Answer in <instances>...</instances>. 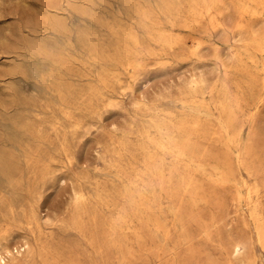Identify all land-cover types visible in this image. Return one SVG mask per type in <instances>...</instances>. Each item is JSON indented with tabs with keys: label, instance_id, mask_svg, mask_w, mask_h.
I'll list each match as a JSON object with an SVG mask.
<instances>
[{
	"label": "rangeland",
	"instance_id": "1",
	"mask_svg": "<svg viewBox=\"0 0 264 264\" xmlns=\"http://www.w3.org/2000/svg\"><path fill=\"white\" fill-rule=\"evenodd\" d=\"M19 173L5 264H264V0H0Z\"/></svg>",
	"mask_w": 264,
	"mask_h": 264
},
{
	"label": "bare ground",
	"instance_id": "2",
	"mask_svg": "<svg viewBox=\"0 0 264 264\" xmlns=\"http://www.w3.org/2000/svg\"><path fill=\"white\" fill-rule=\"evenodd\" d=\"M215 1V0H214ZM177 33V32H176ZM61 99V98H60ZM61 103V102H60ZM201 104V103H200ZM61 108V107H60ZM63 109V108H62ZM64 110V109H63ZM63 112V111H62ZM65 112V110H64ZM63 112V113H64ZM62 113V114H63ZM235 115V114H234ZM228 118V117H227ZM196 121V120H195ZM187 124V123H185ZM195 125V124H194ZM225 126V125H224ZM33 127V126H32ZM40 127V126H39ZM55 126L51 127L54 129ZM197 127V125H196ZM227 128V127H226ZM193 132V131H192ZM190 135V134H189ZM229 137V136H228ZM230 138H234L231 137ZM188 140V139H187ZM233 140V139H232ZM191 141V139H190ZM231 141V140H230ZM238 142V140H237ZM157 145V144H156ZM182 151V150H181ZM185 151V150H184ZM183 151V152H184ZM239 154V153H238ZM237 155V154H236ZM67 156V155H66ZM239 156V155H238ZM14 158V157H13ZM12 158V159H13ZM239 159V158H238ZM240 160V159H239ZM240 162V161H239ZM31 164L30 168L27 171V176L30 179V182H35L36 180H39L42 178L43 174L45 173V170L42 167V164H40L37 161H31L29 162ZM25 164V163H24ZM154 166V165H152ZM41 168V170L39 169ZM39 169V170H38ZM172 170V168H171ZM174 171V170H173ZM172 172V171H171ZM170 172V173H171ZM184 176V175H183ZM208 177V176H207ZM162 178V177H161ZM5 179V177H4ZM211 179V178H210ZM7 180V179H6ZM242 180V179H241ZM8 181V180H7ZM189 185V184H188ZM22 186V176L21 173L18 174L17 178L12 182V185L10 187L11 191L15 193V202L7 201L3 197H1L0 194V264H5L7 258L14 259L15 256L20 253L21 249L29 248V241L27 239H24L19 246L15 247L14 250L12 248H9L6 243H1V240L5 237L7 231L9 230L10 222L15 219V214L20 216L26 222L29 226H34L37 223V217L35 214V210L33 208L32 203L29 200H22L19 197H17V192L20 191V188ZM195 189V187H194ZM247 192V191H246ZM24 193V192H22ZM75 200L78 203V205H84L87 201L86 195L83 192H77L75 195ZM100 200V199H99ZM246 200V199H245ZM253 205V204H252ZM112 206V205H111ZM82 207V206H81ZM80 207H78L79 209ZM101 212V211H100ZM259 216V215H257ZM258 222V221H257ZM262 222V221H261ZM260 222V223H261ZM262 226V224H261ZM260 229V227H259ZM258 229V230H259ZM113 234V233H112ZM257 234V232H256ZM151 237V236H150ZM257 237V236H256ZM264 239V238H262ZM257 241V240H256ZM260 242V240H258ZM261 244V243H260ZM264 244V243H262ZM91 246V245H90ZM14 248V247H13ZM20 248V249H19ZM236 248V247H235ZM240 248L239 245H237V249ZM24 249V250H25ZM262 249V247H261ZM235 250V249H234ZM23 252V251H22ZM235 252V251H233ZM15 253V254H14ZM233 254V253H232ZM234 255V254H233ZM8 261V260H7Z\"/></svg>",
	"mask_w": 264,
	"mask_h": 264
}]
</instances>
